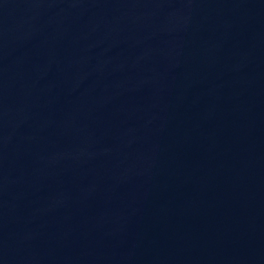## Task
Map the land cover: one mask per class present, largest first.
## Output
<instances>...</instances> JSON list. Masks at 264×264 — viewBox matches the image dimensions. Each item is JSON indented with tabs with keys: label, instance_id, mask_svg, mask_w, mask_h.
Listing matches in <instances>:
<instances>
[{
	"label": "water",
	"instance_id": "95a60500",
	"mask_svg": "<svg viewBox=\"0 0 264 264\" xmlns=\"http://www.w3.org/2000/svg\"><path fill=\"white\" fill-rule=\"evenodd\" d=\"M0 264H264V0H0Z\"/></svg>",
	"mask_w": 264,
	"mask_h": 264
}]
</instances>
